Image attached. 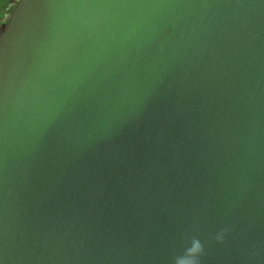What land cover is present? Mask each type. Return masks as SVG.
I'll return each instance as SVG.
<instances>
[{"label": "water", "instance_id": "1", "mask_svg": "<svg viewBox=\"0 0 264 264\" xmlns=\"http://www.w3.org/2000/svg\"><path fill=\"white\" fill-rule=\"evenodd\" d=\"M192 237L264 264V0H15L0 264H171Z\"/></svg>", "mask_w": 264, "mask_h": 264}, {"label": "clouds", "instance_id": "2", "mask_svg": "<svg viewBox=\"0 0 264 264\" xmlns=\"http://www.w3.org/2000/svg\"><path fill=\"white\" fill-rule=\"evenodd\" d=\"M227 229H222L215 236L216 241L223 242ZM204 253V244L197 237H192L183 251L172 258L171 264H201L200 257Z\"/></svg>", "mask_w": 264, "mask_h": 264}, {"label": "trees", "instance_id": "3", "mask_svg": "<svg viewBox=\"0 0 264 264\" xmlns=\"http://www.w3.org/2000/svg\"><path fill=\"white\" fill-rule=\"evenodd\" d=\"M6 10L4 11V15H2V17H0V24H2L3 22L6 21L7 17L9 16L12 7H10V5L5 4Z\"/></svg>", "mask_w": 264, "mask_h": 264}, {"label": "rangeland", "instance_id": "4", "mask_svg": "<svg viewBox=\"0 0 264 264\" xmlns=\"http://www.w3.org/2000/svg\"><path fill=\"white\" fill-rule=\"evenodd\" d=\"M11 0H0V17L4 15V11L6 10L5 4L10 5Z\"/></svg>", "mask_w": 264, "mask_h": 264}, {"label": "flooded vegetation", "instance_id": "5", "mask_svg": "<svg viewBox=\"0 0 264 264\" xmlns=\"http://www.w3.org/2000/svg\"><path fill=\"white\" fill-rule=\"evenodd\" d=\"M14 1H15V0H11V2H10V7H12V6H13V4H14Z\"/></svg>", "mask_w": 264, "mask_h": 264}]
</instances>
